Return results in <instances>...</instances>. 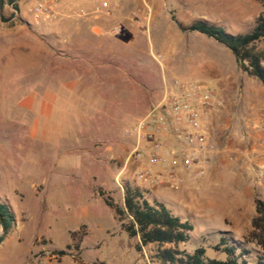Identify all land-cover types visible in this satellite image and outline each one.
Here are the masks:
<instances>
[{"label":"rangeland","instance_id":"obj_1","mask_svg":"<svg viewBox=\"0 0 264 264\" xmlns=\"http://www.w3.org/2000/svg\"><path fill=\"white\" fill-rule=\"evenodd\" d=\"M39 2L50 4L48 18L36 19L30 12ZM17 3L19 11L9 4L0 8V129L26 131L28 141L26 151L11 153L0 131V162L7 160L20 170L9 184L17 185L24 196L21 201L8 195L16 223L0 244V264L158 262L153 246L136 249L139 240L125 233L99 191L124 207L128 185L150 202L173 208V198L186 185L195 186L196 180L185 176L180 190L167 184H143L136 174L149 165L130 159L133 140L128 128L162 99L165 88L175 80L204 83L216 91L223 106L212 118L211 141L217 150L212 164L238 170L239 180L249 186L251 200L264 201V85L241 68L230 49L198 31H181L172 20L175 16L187 28L206 21L231 34H245L264 14V1ZM116 27L120 34L113 33ZM256 48L264 50V38ZM32 53L43 55L44 67L31 74V64L22 58ZM41 151L60 161L57 198H48L42 211L33 189L43 168ZM0 174L6 176L2 170ZM86 209L101 220L89 221L91 228L78 227L86 220ZM252 218L192 220L190 240L180 248L194 253L203 247L207 258L225 261L227 254L214 246L223 237L230 243L247 241ZM69 229L78 232L74 240ZM50 239L60 248L52 247ZM69 242L73 247L67 255L56 254L66 250ZM246 260L258 264L257 253L252 250Z\"/></svg>","mask_w":264,"mask_h":264},{"label":"trees","instance_id":"obj_2","mask_svg":"<svg viewBox=\"0 0 264 264\" xmlns=\"http://www.w3.org/2000/svg\"><path fill=\"white\" fill-rule=\"evenodd\" d=\"M18 1L0 0V8L3 9L9 4L15 11H19ZM172 20L181 31H198L230 49L241 68L264 85V50L256 48V44L264 38V14L257 18L251 31L236 35L206 21L196 22L187 28L175 16H172ZM99 194L105 204L114 211L125 233L130 238L139 240L136 249L142 251L144 247L153 246L154 257L161 264H249L246 256L250 255L252 250L257 253L258 264H264V201L261 199L255 200L256 215L252 218V229L247 241L230 243L223 237L214 246V249L223 250L227 254V259L220 261L207 258L206 249L203 247L197 248L194 253L180 248L190 240L194 226L173 214L164 203L150 202L138 189L128 185L125 186L124 207L105 197L102 191H99ZM0 213L6 224V234L0 239L1 244L13 229L16 219L11 207L1 198ZM125 219L128 220L127 223L123 222ZM77 234L72 233L73 240ZM247 244L254 245L256 249L250 250ZM72 247L73 244L68 245L66 250L57 251L56 254L67 255Z\"/></svg>","mask_w":264,"mask_h":264},{"label":"built area","instance_id":"obj_3","mask_svg":"<svg viewBox=\"0 0 264 264\" xmlns=\"http://www.w3.org/2000/svg\"><path fill=\"white\" fill-rule=\"evenodd\" d=\"M50 11L48 2L30 9L36 19L48 18ZM120 32L118 27L113 30L114 34ZM222 106L208 85L175 80L172 89L127 130L133 140L130 159L149 165L138 170L137 181L180 190L183 172L205 177L217 151L211 141L212 118Z\"/></svg>","mask_w":264,"mask_h":264},{"label":"crops","instance_id":"obj_4","mask_svg":"<svg viewBox=\"0 0 264 264\" xmlns=\"http://www.w3.org/2000/svg\"><path fill=\"white\" fill-rule=\"evenodd\" d=\"M23 57L26 58H22V60L25 59L27 64H31V74L32 72H36L40 68L43 69V55L32 53L25 54L23 55ZM38 61H41V63H38ZM55 69L57 70L59 68L56 67ZM52 70H54V68H52ZM173 83L165 88L164 95L168 90L172 89ZM0 131L3 132L2 134H4L5 136L2 139L8 142L9 152L19 154L20 152L25 150V143L28 141V135L26 131H24L23 133L13 132L12 128L10 129L8 127L5 130L0 129ZM16 142H19L18 145H20L21 149L16 147ZM11 147L14 149L12 150ZM21 157L22 156H20V158ZM54 159L55 158L52 153L41 151L39 162L42 164L41 166L43 168H41L40 171V180L37 183L33 184L34 195L37 199L40 200V204L42 205L41 211L44 208L43 205H46L48 198L52 199L54 198L53 196L57 198L55 194V188L58 185L60 178V161L58 158L57 160ZM5 169H7L8 172H5ZM1 170L4 171V174L6 176L0 174V198L11 207L13 213L15 214L8 195L12 193L16 195L21 201L23 200L24 196L22 190L17 185L13 186L9 184V182H13L16 178H18L17 175H19L20 170L16 166H12L7 160H4V164L3 162H0V172ZM237 172L239 171H234L233 167H230V165L228 166V164L218 165L216 162L210 166L209 172L204 178L195 177L193 175V171L183 172V176H185L186 180H196L195 186L193 187L192 184L185 186L184 184V192L182 191L178 196L173 198V205H175L176 207L172 208L168 206L167 203H162L167 205V207L173 212V214L179 216L182 220L189 221L191 223L192 220H203L207 218L220 220L251 219L256 215L255 202L251 200L252 198H250L249 186H244L245 182L244 180H239V178L237 177ZM221 194H226V197H223ZM41 215L45 216L44 214ZM84 216L86 220L81 221L82 223H80L78 227H84L85 225L88 226L89 221L91 220L95 222L101 220L100 217H97V219L95 217H92L88 213L87 209L84 210ZM74 232L75 231L73 229H69V236H72V233ZM49 244L52 247H57L51 239ZM71 244L72 243L69 242L65 245V247ZM117 250V247L114 246V249L112 251L116 252ZM153 264L160 263L155 262Z\"/></svg>","mask_w":264,"mask_h":264},{"label":"water","instance_id":"obj_5","mask_svg":"<svg viewBox=\"0 0 264 264\" xmlns=\"http://www.w3.org/2000/svg\"><path fill=\"white\" fill-rule=\"evenodd\" d=\"M5 234H6V224H5V222L3 220V217H2V215L0 213V239L3 236H5Z\"/></svg>","mask_w":264,"mask_h":264}]
</instances>
